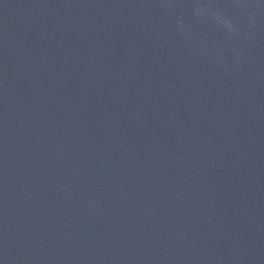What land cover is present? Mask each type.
<instances>
[{"label": "water", "instance_id": "95a60500", "mask_svg": "<svg viewBox=\"0 0 264 264\" xmlns=\"http://www.w3.org/2000/svg\"><path fill=\"white\" fill-rule=\"evenodd\" d=\"M0 264H264V0H0Z\"/></svg>", "mask_w": 264, "mask_h": 264}]
</instances>
